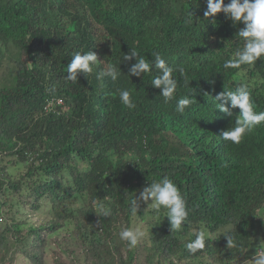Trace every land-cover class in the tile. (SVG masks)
<instances>
[{
  "label": "trees",
  "instance_id": "obj_1",
  "mask_svg": "<svg viewBox=\"0 0 264 264\" xmlns=\"http://www.w3.org/2000/svg\"><path fill=\"white\" fill-rule=\"evenodd\" d=\"M206 10L207 0H0V69L12 62L0 86V264H8V241L39 264L47 238L61 231L84 250L78 264H240L252 246L261 251L264 124L240 143L226 141L221 133L240 110L226 115L214 99L246 84L255 110L264 111V57L224 69L243 48L237 33L244 24L223 12L206 19ZM133 48L150 61L165 59L178 84L175 99L165 102L152 86L155 67L128 76L135 60L124 55ZM88 51L99 60L93 72L69 80L72 57ZM109 65H120L119 78L97 79ZM123 89L135 107L121 102ZM188 95L193 103L177 112ZM52 99L61 102L45 111ZM163 177L179 188L188 217L171 230L163 210L157 215L141 202L138 218L150 220L139 262V248L129 249L119 233L136 219L130 201ZM84 196L87 203L71 207ZM99 199L111 216H99ZM25 205L48 206L49 221L28 226ZM199 230L206 246L192 253L186 245Z\"/></svg>",
  "mask_w": 264,
  "mask_h": 264
},
{
  "label": "clouds",
  "instance_id": "obj_2",
  "mask_svg": "<svg viewBox=\"0 0 264 264\" xmlns=\"http://www.w3.org/2000/svg\"><path fill=\"white\" fill-rule=\"evenodd\" d=\"M221 12L225 14L226 18L231 19L234 24L240 22L244 24V27L237 33L238 37L244 42L243 48L235 51L232 58L223 63V68L241 69L243 65L253 66L264 57V0H229L228 4H225V0H207V10L204 12L206 19L215 17L216 14ZM192 17V14L189 13V23ZM132 60H135V63L131 64L128 76L144 77L146 74H151L153 67H155L158 70V75L152 79V86L161 90L160 96L165 99V102L175 99L178 84L173 77V69L168 66L164 58L156 54L155 60L150 61L133 48L130 54L124 55V62ZM98 62V56L95 52L76 53L67 65V78L77 80L80 74L87 77V74L93 72V68ZM120 65L119 68L109 65L106 72L97 73V79L107 76L112 81H116L121 74ZM187 87H189V84H187ZM119 96L121 102L128 108L135 107L129 90H121ZM193 100L189 98V95L179 99L176 111L183 113L186 108L191 106ZM214 101L216 109L226 115H232L230 109L238 108L240 110L234 126L221 133L222 139L226 141L240 143L247 133L264 124V111L257 112L255 110L251 92L246 84H240L234 91L224 90L215 97ZM54 104H56V101ZM45 108L46 106L44 107L46 111ZM149 200H151V203L148 205V209L151 208L157 215L163 210L165 213L164 218L168 219L171 230L179 231L182 228L188 217L186 201L171 179L163 177L149 183V186L140 192L138 198H133L130 201L131 216L138 218L137 212L140 203L147 204ZM103 201L104 199H99L95 202L96 210L99 216L109 217L112 215L111 209ZM144 236L145 231L140 226L127 227L119 233L120 239L127 242L129 249H134ZM227 241L228 245L235 243L234 237L231 235L227 236ZM205 246L206 234L203 230H199L195 239L186 245L192 253L204 249ZM247 264H264V250L256 252L251 260L247 261Z\"/></svg>",
  "mask_w": 264,
  "mask_h": 264
},
{
  "label": "rangeland",
  "instance_id": "obj_3",
  "mask_svg": "<svg viewBox=\"0 0 264 264\" xmlns=\"http://www.w3.org/2000/svg\"><path fill=\"white\" fill-rule=\"evenodd\" d=\"M4 61V60H3ZM7 61V60H6ZM4 63V64H3ZM2 63V68L0 69V86L8 81L9 73L11 68L12 62L7 61V63L4 61ZM105 67V66H103ZM3 81V83H1ZM25 170H22L21 173H23ZM17 171H14V174H16ZM71 207L72 208H79L82 203H87L86 196L83 198H77L75 200L71 201ZM151 203V200L148 201ZM145 204V203H144ZM8 212L6 211V214ZM22 214V220L26 219L29 223L28 226H39L41 224H45L49 221L50 216L48 213V206H42L40 210L34 211L29 205H25L22 207L21 210ZM3 219V218H1ZM150 218H145V220L141 221L139 218H136L133 222V227L140 226L145 231L144 224L148 222ZM221 231H224L222 229ZM146 234V232H145ZM31 240V238H29ZM27 242V241H26ZM143 240L138 243L136 246L139 248L138 253L140 252V257L144 255V247L142 246ZM13 242L8 241V250L9 255L7 254L8 264H32L30 259H26L24 255L21 254H15L14 248L12 247ZM135 247V248H136ZM259 249L256 248V246H252L249 251L247 252V258L246 260H243L240 264H247V261L251 260V258L256 254V252ZM260 250H264V247H262ZM125 252V250H123ZM123 252V253H124ZM125 254V253H124ZM39 257L41 261H39V264H56L53 260L55 257H58L62 260L64 263L72 262V264H78V261L81 260L84 257V250L80 247L79 242L72 238L68 237L67 231H61L58 235H52L51 237L47 238L46 241V247L44 248V251L40 252ZM143 261L142 257L140 258L139 262ZM198 260L193 261V264H196ZM89 264V263H86ZM133 264H136L135 262ZM179 264H191V262H185L182 261Z\"/></svg>",
  "mask_w": 264,
  "mask_h": 264
},
{
  "label": "built area",
  "instance_id": "obj_4",
  "mask_svg": "<svg viewBox=\"0 0 264 264\" xmlns=\"http://www.w3.org/2000/svg\"><path fill=\"white\" fill-rule=\"evenodd\" d=\"M54 102H55V101L51 100V101H49V102L47 103L46 108H45L46 111H48L50 108H52L51 106L54 104ZM60 102H61L60 100H57V101H56L57 104H60Z\"/></svg>",
  "mask_w": 264,
  "mask_h": 264
}]
</instances>
